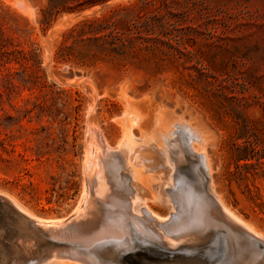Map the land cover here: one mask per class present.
Segmentation results:
<instances>
[{
    "label": "rangeland",
    "instance_id": "rangeland-1",
    "mask_svg": "<svg viewBox=\"0 0 264 264\" xmlns=\"http://www.w3.org/2000/svg\"><path fill=\"white\" fill-rule=\"evenodd\" d=\"M142 1L110 0L57 15L49 11L50 0H0V196L16 198L34 218L20 217L0 197V263H48L56 240L38 223L75 211L92 129L116 145L124 132L118 119L133 103L148 110L167 106L208 131L217 191L249 230L261 234L249 259L264 264V0H157L146 8ZM160 4L167 9H156ZM157 14L167 16L158 38L150 29ZM96 18L116 27L99 34L81 29ZM224 231L215 229L212 251L205 252L206 242L178 245L173 248L184 257L174 263L149 258L144 264H195L190 258L198 254L206 255L196 264L213 256L224 264L235 246ZM61 263L73 264H54Z\"/></svg>",
    "mask_w": 264,
    "mask_h": 264
},
{
    "label": "bare ground",
    "instance_id": "bare-ground-1",
    "mask_svg": "<svg viewBox=\"0 0 264 264\" xmlns=\"http://www.w3.org/2000/svg\"><path fill=\"white\" fill-rule=\"evenodd\" d=\"M118 120L124 132L116 145L110 144L101 129H92V143L87 150L84 168V191L75 211L64 220L38 223L45 226L56 240L51 238L50 245L55 253L51 258L45 256L50 258L46 259L47 264L60 261L73 264H144L149 258L171 262L184 257L182 252L173 248L178 245L198 248V243L206 242L205 252L212 251L209 244L216 228L225 230L223 234L229 244L235 243L232 249L229 245L224 264H251L250 255L258 252L252 242L259 246L261 234L249 230L243 223L245 220L242 222L218 193L209 157L213 141L208 131L177 116L167 106L148 110L128 103L124 116ZM91 128L94 127L91 125ZM136 130L139 135H136ZM7 195L0 197L7 199L8 205L11 204L21 214L20 217L31 221V211L29 213L16 198ZM154 206L164 207L165 212L156 211ZM133 248H139L136 256L121 254ZM262 248L260 251H264ZM1 253L4 255V250ZM17 254L14 251L12 255ZM205 255H195L190 262L196 264ZM213 257H206L207 264L218 261Z\"/></svg>",
    "mask_w": 264,
    "mask_h": 264
},
{
    "label": "trees",
    "instance_id": "trees-1",
    "mask_svg": "<svg viewBox=\"0 0 264 264\" xmlns=\"http://www.w3.org/2000/svg\"><path fill=\"white\" fill-rule=\"evenodd\" d=\"M56 0H50V8L49 11L54 13V14H61L64 12L67 13H72V12H82L85 11L86 9L92 8L96 5L99 4H104L110 0H86L83 3H80L79 0H62L63 5L57 6L55 5ZM152 3H155L157 5V0H152V1H142L143 7H148ZM156 9H167L164 4H160L155 7ZM153 23L150 25V29L153 32L154 35L160 37L162 34H164L165 29H167V16L164 14H157L153 17ZM109 21L105 19H88L82 22L80 25L81 29H89L91 33L96 32V34H99L101 30L104 28H112L116 27V25L109 26ZM106 26V27H104ZM101 38L100 37H91L89 38L90 41H99ZM114 40L121 41L123 46L126 45V40L124 37H115L113 38Z\"/></svg>",
    "mask_w": 264,
    "mask_h": 264
},
{
    "label": "water",
    "instance_id": "water-1",
    "mask_svg": "<svg viewBox=\"0 0 264 264\" xmlns=\"http://www.w3.org/2000/svg\"><path fill=\"white\" fill-rule=\"evenodd\" d=\"M140 243V242H139ZM141 244V243H140ZM142 245V244H141ZM131 250H133V249H130V250H126V251H124V252H121V254L122 255H125V256H127V255H131V256H134L132 253H131ZM128 251H130V252H128ZM136 256V255H135Z\"/></svg>",
    "mask_w": 264,
    "mask_h": 264
}]
</instances>
